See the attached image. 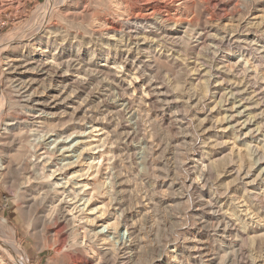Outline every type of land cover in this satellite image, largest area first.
Masks as SVG:
<instances>
[{"label": "rangeland", "instance_id": "374dc122", "mask_svg": "<svg viewBox=\"0 0 264 264\" xmlns=\"http://www.w3.org/2000/svg\"><path fill=\"white\" fill-rule=\"evenodd\" d=\"M0 161V264H264V0H0Z\"/></svg>", "mask_w": 264, "mask_h": 264}, {"label": "bare ground", "instance_id": "6f19581e", "mask_svg": "<svg viewBox=\"0 0 264 264\" xmlns=\"http://www.w3.org/2000/svg\"><path fill=\"white\" fill-rule=\"evenodd\" d=\"M41 27V26H40ZM36 30V29H35ZM37 30H38V28H37ZM39 30L41 31L42 30V27L41 28H39ZM35 33H36V31H35ZM37 33H39V32H37ZM42 33V32H41ZM36 36V35H35ZM38 38V37H37ZM38 41V40H37ZM13 42H14V40H13ZM49 42V41H48ZM9 43V42H8ZM20 43V42H19ZM29 44V43H28ZM27 45V44H26ZM27 47V46H26ZM29 47H31V46H29ZM43 52H44V50H43ZM23 55V54H22ZM8 57H9V55H8ZM7 57V58H8ZM18 57V56H17ZM11 58V57H10ZM19 59V58H18ZM34 59V58H33ZM20 60H21V58H20ZM29 60H31V58L29 59ZM27 61V60H26ZM32 61V60H31ZM42 62V61H41ZM68 62V61H67ZM13 63V62H12ZM35 63V62H34ZM40 64V63H39ZM42 64V63H41ZM43 64H45V63H43ZM47 64V63H46ZM10 65V64H9ZM28 65H29V63H28ZM33 65V64H32ZM49 65V64H48ZM35 66V65H34ZM44 66V65H43ZM27 67V66H26ZM50 67V66H49ZM21 68H22V66H21ZM42 68V67H41ZM28 69V68H27ZM29 69H31V67L29 68ZM28 69V70H29ZM36 69H37V67H36ZM24 70V69H23ZM26 70V69H25ZM24 70V71H25ZM43 70V69H42ZM35 71V70H34ZM46 71H48V69L46 70ZM29 72H31V71H29ZM36 72V71H35ZM39 72V71H38ZM19 73H21V71L19 72ZM32 73V72H31ZM48 73V72H47ZM37 74V73H36ZM37 77V76H36ZM35 77V78H36ZM33 80V79H32ZM36 80V79H35ZM36 81H38V79L36 80ZM41 81V80H40ZM39 82V81H38ZM35 83V82H34ZM33 84V83H32ZM240 84V83H239ZM241 85V84H240ZM239 85V86H240ZM35 86V85H34ZM234 87H233V89L235 90V91H237V89L239 88L238 86H236V85H233ZM42 87V86H41ZM29 88V87H28ZM33 89V88H32ZM150 89H151V91L153 92V94H154V97L161 103V104H163L164 105V107H166V105L168 106V104H171L172 102H171V92L169 93V91L167 92V90H165L163 87H159V86H157L156 84H153V83H150ZM240 91V90H239ZM244 91V90H243ZM23 92V91H22ZM27 92H28V90H27ZM35 92V91H34ZM54 92V91H53ZM32 94V93H31ZM62 94V93H61ZM33 96V95H32ZM35 96V95H34ZM55 96V95H54ZM58 96V95H57ZM71 97V96H70ZM54 98V97H53ZM59 98V97H58ZM173 98V97H172ZM25 99V98H24ZM32 99V98H31ZM65 99H67V97L65 98ZM70 99V98H69ZM25 100H27V99H25ZM54 100V99H53ZM55 100H56V98H55ZM28 101V100H27ZM31 101V100H30ZM39 101H41V100H39ZM47 101V100H46ZM50 101V100H49ZM63 101V100H62ZM61 101V102H62ZM246 101V103H247V107L246 106H237L236 107V112H238L239 113V115H242V116H244L245 117V121L244 122H242L243 124H241L240 126H242L243 128H247V129H249V128H251L253 125H254V119L252 118L251 119V117L249 116V114L250 113H248V111L249 110H254V108H253V104L254 103H252V99L251 98H248V99H246L245 100ZM244 101V102H245ZM32 102V101H31ZM44 102V101H43ZM54 102V101H53ZM35 103H37V108H38V112L39 113H43V103H41V102H35ZM56 103H59V102H55V103H53L51 106H52V108L51 109H53V108H56L57 107V104ZM68 103V102H67ZM45 104V103H44ZM48 104H46V106H47ZM240 105V104H239ZM50 106V107H51ZM34 107V106H33ZM48 107V106H47ZM254 107H255V105H254ZM45 109V108H44ZM235 109V108H234ZM234 111V110H233ZM262 112V111H261ZM261 112H260V114H261ZM44 113H45V111H44ZM248 113V114H247ZM237 114V113H236ZM238 115V114H237ZM263 116V115H262ZM175 117V116H174ZM231 117H232V115H231ZM234 117V116H233ZM237 117H240V116H237ZM168 118V117H167ZM170 118V117H169ZM178 121L180 120L179 118H178V116H176L175 117ZM236 118V117H235ZM256 118H258V116H256ZM172 119V118H171ZM230 119V118H229ZM239 119V118H238ZM232 121V120H231ZM234 121V120H233ZM236 121V120H235ZM175 122H176V120H175ZM180 122V121H179ZM179 122H177V123H179ZM237 123H239L240 124V122H237ZM238 124V125H239ZM237 125V124H236ZM246 130V129H245ZM184 131H186V130H184ZM249 131H250V129H249ZM185 136H186V134H185ZM68 140V139H67ZM32 164H33V162H32ZM35 165V164H34ZM36 166V165H35ZM32 167H33V165H32ZM31 167V168H32ZM39 167V166H38ZM0 168L1 169H3V163L0 161ZM0 169V170H1ZM5 169V168H4ZM33 169H34V167H33ZM32 171V170H31ZM34 171V170H33ZM32 171V172H33ZM262 171H264V169L262 170ZM35 172V171H34ZM37 174H39V173H37ZM33 176V175H32ZM35 176V175H34ZM37 179V178H36ZM207 204H206V207L209 209V211H210V215L208 216V218L209 219H216V220H218L220 223H219V225H218V228H219V233H223V234H225L226 233V228L225 227H230V223H232V222H230L231 220H230V218L228 219L227 217H226V215L224 216L222 213H220L218 210H217V208H219L218 207V205H216L217 203H214L212 200H209L208 202H206ZM61 207V206H60ZM233 224V223H232ZM231 224V225H232ZM235 224V223H234ZM0 226L1 227H3L4 229H6V230H10V227H9V224L5 221V220H3V219H0ZM234 226V225H233ZM232 226V227H233ZM14 241V240H13ZM223 243L225 244V245H228V242L224 239V237H223ZM14 244H15V242H14ZM17 246V245H16ZM19 246V245H18ZM228 253V252H227Z\"/></svg>", "mask_w": 264, "mask_h": 264}]
</instances>
